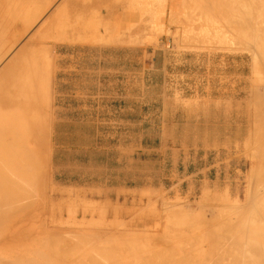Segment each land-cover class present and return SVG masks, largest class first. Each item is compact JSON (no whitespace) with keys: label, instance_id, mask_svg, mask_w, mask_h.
I'll return each mask as SVG.
<instances>
[{"label":"rangeland","instance_id":"374dc122","mask_svg":"<svg viewBox=\"0 0 264 264\" xmlns=\"http://www.w3.org/2000/svg\"><path fill=\"white\" fill-rule=\"evenodd\" d=\"M66 1L54 0L49 5L44 0L47 7L40 11L45 13L10 54L14 55L30 40L27 53L37 54L48 49V61L52 60L54 66L48 180L43 190L34 188L36 193L30 186L35 199L32 194L28 197L29 202L31 198L34 200L28 207L30 252L32 248L40 249L37 246L43 241L41 237L48 234L51 235L47 238H59L61 244L70 245H62L68 247L67 252L73 250L70 247L78 238L75 244H80L79 247L86 240L93 243V248L110 246L118 251L119 257L121 253L123 256L127 245L132 248V243L137 245L133 248L142 246L143 250L159 251L172 246L169 237L176 239L177 234L194 237L195 233L198 235V227L210 222L212 216L219 213V217H226L232 209L230 206L236 203L243 206L247 189L252 187L249 182L257 178L252 172L258 166L245 143L254 125V113L261 109L251 99H244V93L251 86L263 83L258 82L264 81V67L261 61V65L258 62L253 67L250 52L235 50L243 47L238 44L232 47L230 39L228 43H220L219 39L207 35L206 30H209L213 31L209 35L217 37L214 30L218 27L222 31L226 26L219 10H214L218 9L217 1L223 0H211L215 6L209 0L206 1L210 3L191 0L202 2V6L195 3L197 8L188 0H78L81 13L78 17L106 16V20L117 18L118 22V16L124 20L128 14L129 17L122 20L124 23H118L122 24L121 28L118 26L121 30L146 24L147 29L140 36L135 34L129 39L120 35L109 42L108 39L90 41L92 39L86 36L71 34L74 41L69 32H64L68 31L65 29L70 17L68 7L67 15L64 13L59 21L61 26L65 25L64 29L51 33L40 29L43 22H48L52 11ZM216 13V17L213 16ZM125 21L130 24L126 25ZM220 22L224 27H219ZM214 24L219 26L211 30L210 25L214 28ZM120 29L119 32L124 31ZM205 34L206 39L210 37L208 40ZM223 37L224 41L225 35ZM238 91L243 93L235 100ZM219 101V108L212 109V103ZM230 102L234 109L227 107ZM233 102L242 104L237 108ZM261 104L264 108V102ZM28 148L35 149L34 146ZM198 233V236L204 234ZM37 238H40L39 244ZM55 240V243L50 241L65 251ZM86 246L81 247L82 250ZM105 250L102 254L93 250L104 260L100 259L102 256L92 255V251L88 255L106 264ZM82 252H79L82 256L76 253L77 257L80 255L76 260L84 259L85 250ZM113 256L116 257V253Z\"/></svg>","mask_w":264,"mask_h":264},{"label":"bare ground","instance_id":"6f19581e","mask_svg":"<svg viewBox=\"0 0 264 264\" xmlns=\"http://www.w3.org/2000/svg\"><path fill=\"white\" fill-rule=\"evenodd\" d=\"M50 1L48 0L47 2V0H45V4L47 3L49 5H52V2L54 0ZM188 1H190V4L196 3L199 6L202 3L200 2L198 4L197 2H191V0ZM209 1L212 5H216V3L214 4L212 2L213 0ZM183 3L186 4L185 2ZM196 4L195 7L197 6ZM207 5L205 4V6ZM217 6L218 9L217 7H214V10H219L220 13L218 14H222L223 22L224 19L226 20L224 23L226 26L224 27V24H222L221 22L220 26L218 24H214V28L212 27V25H210L211 30L215 29L216 26L222 27V25L224 28L221 31L219 30L220 28L218 29L217 27L216 29H218L220 32H217L218 30L216 29V31L214 30V34L217 35V37L211 35L213 31L209 30H206L208 31L207 35L210 37L213 36V38H216V40L219 39L220 41H218L220 43H228L227 39H230L229 43L232 42V47L235 48V44L243 47H236L237 49L235 48V50L239 49V51H241V49H243L242 52H250L253 67H255V65L260 61L262 62V66L264 67V26H262L264 24V0H223L220 2L217 1ZM44 7H47V5L44 6V0H0V63L5 60L3 66L0 67V264H57L59 261H62V264H103L104 258L102 255H100L102 256L100 257L98 253L102 254L103 250L105 249L106 250L104 251V254H106V256L104 254L103 255L106 260L104 263L108 262L106 264H264V108L262 107L263 104H261V102H264V81L262 79V81L258 80V83L263 82L261 84L257 83L259 85L258 87L256 86L252 88V86L250 85L251 89L248 92L244 93V99H251L254 104H258L261 109L256 110L254 113V125L252 126L253 128L251 129V132H249L248 139L245 143V147H250L249 149L252 150L253 155L250 153V156H254L253 160L258 166L252 172V176H254V178H257L254 180L252 177L253 180H250V182H252H249V186L250 184L252 185L253 191L251 190V186V188L248 187V189H250H247L245 204H243V206H240V204L237 205V203L236 206H230V208L232 209L231 211L229 209L226 217H219V213L214 209L215 213L217 212L218 214H216V216H212L210 222L206 223L204 221L203 224L206 223V225H200L201 227H198L199 232H204L202 236H198L200 235L198 231V235H196L195 233L194 237L192 235L184 236V234L181 235L179 233L180 235L177 234L176 239L175 236L173 238L172 236L169 237L170 239H175L174 241L172 240L173 242L170 239H167L170 244L172 243V246H170V248L165 249L164 247L166 246H164L162 247L164 249L160 248L161 250L159 251H149L148 249H144V251L142 246L141 248H139L140 246L138 248H133V245L135 244L130 243L132 248L127 245V252L124 251V254L126 252L125 257H123L124 254L121 257L122 253L119 257V253H117L118 251L111 249L110 246L107 247L105 245V247H103L104 249L101 246H99V248H93V243H90V241L86 242V240H81V247L86 246V243L88 244L89 242L88 245L90 247L92 246L91 248H93L91 250L89 246H86L87 249L83 248L85 250L84 252V250L79 247L80 244L78 246L77 244H75L79 242V238L74 243L77 238L76 237L75 240L73 238L74 241L70 239V242L72 240L74 243V247L73 245H71L70 248H73V250L75 249L76 251H69V249V252H67V248L70 245L61 244V240L59 238V240L55 238L56 240H54L61 246L68 245V247L66 246L67 248H65V246L61 247L63 249H66L65 251L61 250L59 249V245L52 244V242L54 241L52 240V238L49 239L46 237L51 234H44L46 236L41 237V239L43 238V241L41 240L42 242L40 246H37V248L40 247V249L46 251L43 252L40 251V249L31 247L33 249L32 251L37 250L38 254L35 251V254H33L34 256L37 254V257H34L32 255L31 257L33 258L30 259V254L32 253V251L30 252V210L28 207L31 205L30 203L32 201L34 202V200H32L31 198V202H29L30 199H28V197L30 194L35 195L36 192L34 188H36V186L42 189V187H44L45 181L48 180L46 179V176L48 175L46 166L49 158L48 147H50L48 146V134L50 126L49 109L52 87L51 80L52 76L54 75H52V73L54 72V66H52V60L48 61V49H43V51H40L39 53L37 51V54L33 52H28L29 54L27 53V51L29 50L26 51V47L31 43L30 40L23 44L14 55L10 54L14 49V46L20 42L21 38H23L25 34H27L28 30H30V28L34 26V24H36L38 20H40V17L45 13L44 11L46 9L43 11L44 13H42L40 10H43L42 8ZM67 7L70 8V17L68 19V25L65 28L68 31L64 32H69L70 35L79 34L83 35L82 37L86 36L87 38L92 39L90 41L108 39L107 41L109 42L115 37L119 38L120 35L121 38L122 36H127L130 39V37L135 34L139 36L142 35V33H145L144 31L147 29L146 24L142 22V24L138 25L137 27L135 26V28H132L131 26L126 27L127 24H130L127 23V21H129L127 20L125 21L126 25L123 24V27L125 26L126 28L124 27L125 30L122 29L124 30L122 31L120 29L122 27V24H120V27L118 23L119 21L122 23L124 20H126L127 17H129L128 14L126 19L123 20L122 18L123 21L120 19V16H118V22L117 18L116 20L114 18L106 20V16L95 17L93 15H82V17H78L80 16L78 14H81L79 11L80 6H78V0H67L65 4L60 6L58 5L54 9V11H52V15H50L51 17L49 18L48 22H43L40 25V29H44L47 33H51L57 29L60 30V28L64 29L63 26L65 25L61 26L59 24V21L61 19L60 17L62 15L64 16V13L65 16L67 15L65 12L67 11ZM202 8H200V11H202ZM208 9L210 10V6ZM137 11H139V9ZM207 11L206 13H210ZM39 12H41L42 14ZM139 14H137L138 17ZM216 15L217 13L213 16L216 17ZM134 16L131 15V17ZM252 17H255V19H253ZM131 20L132 18L130 19V21ZM215 23L217 22L215 21ZM155 28L157 29V27ZM119 29L122 32H119ZM210 32L211 34L209 35ZM57 33L60 32L58 31ZM220 33L225 35L226 39L224 41V37L223 35L221 37ZM38 36V38H40V35ZM204 36L206 39V34ZM210 37H208L206 40H208ZM74 41L76 40L74 39ZM81 42L83 44V41ZM231 45L229 44L228 46L230 47ZM223 50L221 49V51ZM227 50L228 49H226L225 51ZM50 57H52V55H50ZM253 76H255V73L253 74ZM254 84L256 85V83ZM238 92L234 97L235 100L237 99V97L242 95L241 93H243V91L239 93ZM213 102L215 101L213 100ZM248 102L247 104L250 105L251 102ZM220 103L221 101H219V103L217 102L216 104L212 103L211 108L217 107V105ZM241 104L242 103H234L237 108L240 107ZM227 107L233 108L231 102L227 105ZM28 146H34L35 149H29ZM249 149H247V151H249ZM254 181L256 182L253 185ZM27 183L30 185L27 186ZM30 186H33V189ZM27 189H29V191H27ZM31 189L34 190L35 193H33ZM34 195L32 196L33 198ZM222 215H224V213ZM179 227L181 228L180 225ZM34 237L35 236H33V238ZM84 238L82 239L84 240ZM64 239H62L63 242ZM38 240L40 241V238H37V243L39 244L40 242H38ZM44 240H46L47 242H45ZM168 241L167 243H169ZM35 245L37 244L35 243ZM55 245L56 248H54ZM142 245L144 244L142 243ZM96 248L99 249L100 252L96 250ZM115 249L117 250V248ZM87 250H89V252L92 251L90 252L92 253V255H98V257L103 260L100 261V259L97 258L96 261V257H91L90 255H88L90 253ZM93 250H96L95 252L98 253L93 252ZM111 250L113 251L112 253L114 255L116 253V257L111 254ZM123 250L125 249L122 248V251ZM48 251L49 253H46ZM147 251L151 253H148ZM79 252H82L84 256L86 254L85 257H82L84 259H81L80 257L79 260H76L80 256L79 254H81ZM145 252L148 254L146 255ZM68 253H70L69 260H67V258L69 257V255L67 256ZM73 253H75V255ZM76 253H79L77 254L79 255L78 257L76 256ZM127 253L130 257L127 255ZM71 254L73 256H71ZM89 256L94 260L91 258H87ZM126 256L128 258H126ZM73 257H77L75 258V261ZM70 260H73L71 261L73 263H70ZM98 260L102 263H100Z\"/></svg>","mask_w":264,"mask_h":264}]
</instances>
